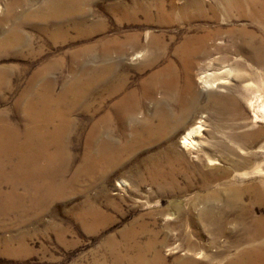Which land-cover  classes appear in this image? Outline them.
I'll return each instance as SVG.
<instances>
[{
  "label": "rangeland",
  "instance_id": "1",
  "mask_svg": "<svg viewBox=\"0 0 264 264\" xmlns=\"http://www.w3.org/2000/svg\"><path fill=\"white\" fill-rule=\"evenodd\" d=\"M44 1L0 0V38L11 31L14 24H21L16 35L20 40L23 37L30 40L29 46L12 42L9 47L0 48V76L8 80L0 85V111H5L3 119L0 117L1 125L6 124V119L8 124L22 128L26 120L25 104L36 96L35 93L43 90L45 80H53V93L58 95L57 92L64 87L69 88L74 80L80 78V71L71 68L77 62L71 58L72 51L118 32L124 37L137 31L144 39L153 34L157 40L168 43L165 57L154 65L158 67L164 64L166 58L177 61L172 48L186 36L207 31L205 35L209 41H221L226 46L227 51L220 49L218 54L235 57L236 62L245 67L232 72L228 83L220 88L203 87L195 70L190 77L192 87L185 86L183 81L186 77L180 74L178 77L183 89L179 87L180 91L171 102L179 104L181 97L191 101L192 115L175 135L157 146L135 152L122 168L127 170L128 176H121L122 170L112 172V179L97 182L88 190L87 198L85 195L60 196L38 216L18 211L0 219V240L8 245L0 242V264H116L114 253L125 257V239L131 245L128 256H136L146 247L149 252L158 250L164 264H237L240 252L264 240V200L254 202L251 188L255 183L264 184V118L258 109L264 104V63L256 64L248 57L236 56L228 45L230 33L236 31L233 29L242 26L256 28L254 23L257 22L250 11L245 7L225 6L219 0H200L199 7H189L183 16L169 8V0H141L146 6H151V3L155 6L146 13L145 9H137V6L126 2L120 12L112 13L100 11L108 0H95L90 15L87 14L83 23H99V28L82 36L76 30H70L66 36L52 37L50 32L53 27L49 26L50 29L44 31L40 29L41 23L48 21L31 18L29 14ZM172 1L174 5L182 2ZM83 30L85 28L79 29ZM130 58L127 54L123 62L129 73L127 86L133 87L149 69H135L136 60ZM54 59L60 60L55 62ZM8 73L11 74L9 77ZM157 96H160L158 92ZM249 101L253 102V106ZM110 102L106 100V106ZM78 106L71 114L74 131L68 142L74 157L73 169L78 168L86 153L87 143L84 140L90 118L84 105ZM254 113L259 116H253ZM199 118L204 120V129L197 136L202 141L201 148L187 151L181 147L180 137ZM76 129L79 130L75 132ZM249 132H254V135L246 137ZM246 153L250 156L248 165L238 169L234 167L235 157ZM151 156L157 157L159 169H166V173L174 172L172 179L163 182L168 186L164 192H159L162 186L158 181L153 184L149 175L140 177L139 170L144 169L141 161ZM209 159L216 163H210ZM257 169L261 172L255 173ZM245 172L248 175H243ZM123 180L126 185H118ZM234 189L239 192L235 191L232 195ZM19 191L23 189L20 187ZM84 198L91 199L99 207L103 212L101 218H78L71 212V207L82 203ZM237 199L252 209L253 221L249 229L246 228L245 217L236 212ZM23 214L28 220L26 217V221L20 220ZM255 233L258 238L249 245L245 243L246 238ZM186 259L189 263H185Z\"/></svg>",
  "mask_w": 264,
  "mask_h": 264
},
{
  "label": "bare ground",
  "instance_id": "2",
  "mask_svg": "<svg viewBox=\"0 0 264 264\" xmlns=\"http://www.w3.org/2000/svg\"><path fill=\"white\" fill-rule=\"evenodd\" d=\"M93 1L95 0H45L38 9L34 8L35 10L33 9L34 11L29 14L31 18L37 17L48 21L49 23H41L40 29L44 31L49 26L53 27V31L50 32L52 37L66 36L70 30H76L78 35L82 36L96 30L101 25L99 23H83L86 21L87 14L92 11ZM219 1L228 7H245L250 11L251 17L257 22L254 23L256 28L242 26L233 29L236 31L230 33L228 45L236 56L248 57L254 63L262 65L264 63V0ZM126 2L130 6H137V9L138 7L145 9L146 13L155 6L154 3H151V6L150 4L146 6L141 0H108L100 11L112 13L119 11L125 8ZM200 5V0H182L180 4L176 5L172 0H169L168 6L170 9L176 10L178 14L185 16L186 9ZM20 26L21 24L16 26L14 24L13 29L0 38V48L1 46L9 47L14 42L16 45L22 43L26 46L30 45L29 39L28 41L23 37L20 40V37L16 35ZM80 28H85V30L79 31ZM119 33L107 36L93 44H85L74 51L71 50L72 60L77 61L71 65V68H77L80 71V78L74 80L69 88L65 89L64 87L63 90L57 92L58 95L53 93L55 88L53 80L50 81V78L45 80L43 90L35 93L36 96L28 99L25 104L26 113L24 114L26 116L24 117L26 120L24 119L22 128L11 123L8 124L6 119H4L6 124L1 125L2 120H0V219L7 214H16L18 211L38 216L44 213L46 206L57 197L67 198L70 195L84 197L85 195L87 198L88 190L97 182L104 183L112 179V172L122 170L121 176H128L127 170L122 168L129 161L130 156L137 151L157 146L163 140L173 137L178 128L191 118V101H185L181 97L179 104L171 102L181 88L178 77L180 74L186 77L183 81L185 86L192 87L193 83L190 77L195 70L198 73L197 79L203 87L220 88L219 86H225L228 83L232 72L238 69L243 70L245 67L236 62L235 57L218 54V51L226 49V46L221 41H209L208 36L205 33L201 34L202 32L186 36L180 44L173 46L172 52L177 61L166 58L163 65L154 67L160 59L165 57L169 49L168 43L157 40L153 34L144 39L137 31L124 37H121ZM95 52L96 54H94ZM127 54H130V59L136 60L135 69H149V72L141 77L133 87L127 86L129 73L123 62V58ZM85 59L86 61H84ZM50 62L49 60L48 63ZM51 66L50 68H52ZM7 72L9 71L7 70ZM4 78L7 79V77ZM240 78L243 77L240 76ZM5 79L0 76V85L7 83L8 80ZM28 80L31 79L28 78ZM31 88L30 90H32ZM156 92L160 96L156 97ZM29 93L27 94L29 95ZM189 99L191 100V98ZM106 100H111L107 106ZM23 102L22 104H24ZM80 104L84 105V109H87L86 112L90 118L86 130V140H84L87 143L86 153L78 168L73 169L74 157L70 153L68 145V142L71 141L70 134L74 131V119L71 114L79 108ZM249 104L253 106V102L249 101ZM258 109L264 118V104ZM4 113L0 111L1 119L5 116ZM6 113L8 112L6 111ZM10 113L12 112L10 111ZM253 116L258 117L259 115L254 113ZM203 121L201 118L197 119V122L188 126L180 137L179 143L185 150L201 148L202 141L197 136L204 129ZM78 130L76 129L75 132ZM252 134L254 135V132H249L245 136L252 137ZM237 144L239 145L238 142ZM249 157L247 153L236 156L234 167L248 165ZM156 158V156H151L141 161L144 169L139 170L140 177L149 175L153 184L158 181L162 186L159 187V192H164L168 186L163 182L172 179L174 172L166 173L164 171L166 169H159ZM209 160L212 164L216 163L213 159ZM260 172V169H257L255 173ZM243 175H248V173L245 172ZM75 185L79 186L74 189ZM118 185L125 186L126 183L123 180V182L119 181ZM20 187L23 189L22 192L19 191ZM251 188L254 202L264 200V184L255 183ZM235 191L239 192L234 189L231 194L233 195ZM85 198L82 203L73 205L71 212L78 218L89 217L94 220L101 218L103 212L91 199L85 200ZM236 204V212L245 217L246 228L249 229L253 221L252 209L245 207L239 199L236 200ZM25 217L23 214V218L20 220ZM26 219L28 220L27 217ZM257 238L258 234L255 233L254 236H248L245 243L249 245ZM0 242L5 244L2 240ZM129 243L127 239L123 242L125 257L114 253L116 264H164V258L158 250L149 252L146 247L145 250L138 251L136 256H128V250L131 248ZM5 246L8 245L5 244ZM185 263H189V260L186 259ZM262 263H264V240L239 253L237 264Z\"/></svg>",
  "mask_w": 264,
  "mask_h": 264
}]
</instances>
